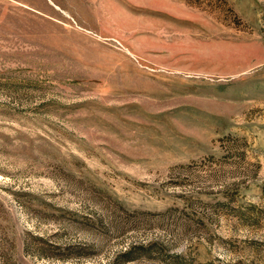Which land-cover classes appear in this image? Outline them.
<instances>
[{
    "label": "rangeland",
    "instance_id": "rangeland-1",
    "mask_svg": "<svg viewBox=\"0 0 264 264\" xmlns=\"http://www.w3.org/2000/svg\"><path fill=\"white\" fill-rule=\"evenodd\" d=\"M0 264H264V0H0Z\"/></svg>",
    "mask_w": 264,
    "mask_h": 264
},
{
    "label": "trees",
    "instance_id": "trees-1",
    "mask_svg": "<svg viewBox=\"0 0 264 264\" xmlns=\"http://www.w3.org/2000/svg\"><path fill=\"white\" fill-rule=\"evenodd\" d=\"M138 251V252H141L142 249V246L140 245H130L123 253H121L120 256H123L124 257V260H130V258H132V256H130V253L132 251Z\"/></svg>",
    "mask_w": 264,
    "mask_h": 264
}]
</instances>
